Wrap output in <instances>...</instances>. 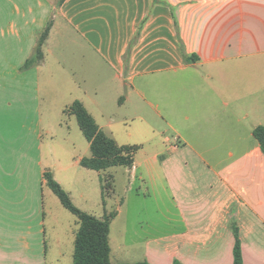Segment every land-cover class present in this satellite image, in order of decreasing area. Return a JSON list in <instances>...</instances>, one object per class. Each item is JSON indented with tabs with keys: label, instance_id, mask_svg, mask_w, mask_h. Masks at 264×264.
Segmentation results:
<instances>
[{
	"label": "crops",
	"instance_id": "crops-1",
	"mask_svg": "<svg viewBox=\"0 0 264 264\" xmlns=\"http://www.w3.org/2000/svg\"><path fill=\"white\" fill-rule=\"evenodd\" d=\"M49 21L43 61L25 69ZM53 93L63 112L78 101L117 145L137 148L110 175L102 212L73 197V173L91 171L85 151L63 183L46 158L40 101ZM259 126L264 0H0V264H72L78 225L63 212L47 236L46 173L81 211L114 214L111 264H234V227L242 264H264Z\"/></svg>",
	"mask_w": 264,
	"mask_h": 264
},
{
	"label": "trees",
	"instance_id": "trees-1",
	"mask_svg": "<svg viewBox=\"0 0 264 264\" xmlns=\"http://www.w3.org/2000/svg\"><path fill=\"white\" fill-rule=\"evenodd\" d=\"M62 1V0H61ZM51 29V21L38 33L37 44L30 58L25 62L24 68L39 65L44 58L43 47ZM75 117L78 127L89 144L90 156L80 161V166L97 173L114 167L131 168L133 165L136 147L119 146L107 137L88 114L83 105L75 101L63 112ZM253 137L264 154V127L253 129ZM46 186L58 198L65 210L77 219L78 229L74 238V251L72 264H111L109 247V227L114 214L97 218L77 209L69 195L53 179L50 173L45 174ZM103 188V186H102ZM235 246L233 251L234 264H242L240 243L237 229L234 227ZM135 264H147L145 262ZM174 264H180L175 262Z\"/></svg>",
	"mask_w": 264,
	"mask_h": 264
},
{
	"label": "rangeland",
	"instance_id": "rangeland-1",
	"mask_svg": "<svg viewBox=\"0 0 264 264\" xmlns=\"http://www.w3.org/2000/svg\"><path fill=\"white\" fill-rule=\"evenodd\" d=\"M62 107H63L62 96L56 95L54 93L51 94L50 96H48L47 94L41 96V101H40L41 126L44 130L50 126V140H48L44 136L42 140V148L45 152L46 158L48 159L49 163L55 167L57 176L60 179V181L63 183V166H68L72 164V161L76 157L83 155V151H85L86 153L85 157H89L90 153L87 149L86 139L82 135L75 117L67 114L64 115L62 111L63 110ZM131 128H132L131 126L126 125L125 127H122L120 133L124 134L125 136H130V133L132 132V138L136 139V135ZM160 129L162 131V128ZM159 133H163L164 138H168L170 140L173 139L172 136L173 134L171 132L162 131ZM148 147L149 144H146L145 148ZM76 172L77 173H73V174L76 175L77 183L75 188L72 189L75 203L83 207L86 206L91 210L97 209L98 207V210L100 212H102L103 209L102 206L104 205V203L108 205V208L113 206V200H112L113 184L110 179V175H115V172H118L119 174L120 172L124 173V167H120V168L115 167L106 170L104 172H101L99 175H96L94 171H90L91 173L90 172L87 173L88 171L85 172L86 174H90V176H87L84 173L83 169H79ZM61 187L63 189V186ZM80 192L85 193L89 197L88 202L82 203L81 200L77 198V195ZM51 194L54 200V204L46 209L47 210L46 231H47V236L49 238L52 237V231L54 229V226H56L55 230L57 231L61 228L63 229V212L69 218H71L72 222L75 221V224L73 223L71 225V228L74 230L77 229L76 217L63 208L60 201L52 193V191ZM120 195L122 196V192ZM76 208L79 209L78 207ZM51 215L57 218L58 224H56V221L51 222V218H50ZM62 243H63V232H62ZM61 264H63V258L61 260Z\"/></svg>",
	"mask_w": 264,
	"mask_h": 264
}]
</instances>
